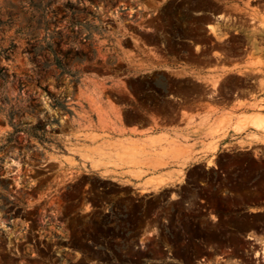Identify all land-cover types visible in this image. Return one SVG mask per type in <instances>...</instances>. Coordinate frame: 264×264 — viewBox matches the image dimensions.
<instances>
[{
	"label": "rangeland",
	"instance_id": "rangeland-1",
	"mask_svg": "<svg viewBox=\"0 0 264 264\" xmlns=\"http://www.w3.org/2000/svg\"><path fill=\"white\" fill-rule=\"evenodd\" d=\"M238 3L0 0V264H264V127L244 113L219 120L213 136L226 138L203 144L177 183L138 189L100 167L125 156L107 130L115 118L175 120L250 79L253 100L240 105L264 116L259 56L246 77L193 80L212 41L242 47L228 24L263 52L264 0Z\"/></svg>",
	"mask_w": 264,
	"mask_h": 264
},
{
	"label": "crops",
	"instance_id": "crops-1",
	"mask_svg": "<svg viewBox=\"0 0 264 264\" xmlns=\"http://www.w3.org/2000/svg\"><path fill=\"white\" fill-rule=\"evenodd\" d=\"M244 1L240 0L238 3L243 9H245ZM216 13L211 15L212 21L220 23ZM259 13L264 15L263 8L259 10ZM225 28L230 37L243 36L244 43L249 44V49L244 50L243 53H233L232 50L225 47L229 42L216 40L210 50V58L198 68L193 69L202 76L201 84L208 89L212 88L209 83L210 77L227 75L240 77L251 73L253 61L257 56L263 60L264 72V41L260 46L263 52H253L252 37L248 38V33L245 30H237L229 24ZM250 53L251 55H249ZM153 60L159 64H172L165 58ZM183 66L184 64L181 65V67ZM185 67V76H191V65L186 63ZM252 100L251 90H240L234 92L231 98L220 100L217 97V100L214 101H199L195 104L183 105L175 120L157 117L127 124L115 118L108 124L107 130L113 134L115 139L121 140V143L125 145L123 150L125 156L114 155L111 158L114 163H107L100 167L110 179L136 180L140 185L139 188L137 187L138 189L140 187L143 189L157 188L177 183L182 177V174H179L180 171L185 172L187 166L199 163L203 159V151H201L203 144L208 149V146L216 144L219 137L226 138L223 135L213 136V129L217 128L219 120L230 112L251 113L249 109H243L240 102H244L246 106V103H250ZM231 130L233 129L231 128ZM95 162L100 165L97 160ZM151 178L153 179L151 180ZM169 261L171 259L166 258L159 262L165 264ZM207 263L205 262V264ZM211 263H215V261Z\"/></svg>",
	"mask_w": 264,
	"mask_h": 264
},
{
	"label": "flooded vegetation",
	"instance_id": "flooded-vegetation-1",
	"mask_svg": "<svg viewBox=\"0 0 264 264\" xmlns=\"http://www.w3.org/2000/svg\"><path fill=\"white\" fill-rule=\"evenodd\" d=\"M216 3H217V5L221 8V9H230V4L231 3H233V1L232 0H214ZM240 1V0H239ZM218 10L217 11V13H216V16H217V18H219V19H221V17L223 16L224 17V19H226V13L225 12H223V10ZM214 13H212L211 15H213ZM216 40H214V41H212V44L214 45V42H215ZM201 48L202 49H204L205 48V45H201ZM246 49H249V44H246V43H242V47H240L239 49H238V53H243V51L244 50H246ZM210 52L206 55V56H203V58H204V60H207V59H209L210 58ZM204 62V61H203ZM186 63H188V62H186ZM185 63V64H186ZM190 64V63H189ZM191 65V64H190ZM183 77H189V76H183ZM241 77V76H240ZM244 77H246V76H244ZM193 79V78H192ZM193 80H195L197 83H201V80L200 79H193ZM249 84H248V86H245V87H242V88H240L239 90H236V91H234V92H238V91H240V90H244V91H250L251 90V84L253 83V80L252 79H250L249 80V82H248ZM206 89H208V88H206ZM234 92H232L231 93V95L234 93ZM211 94H215L214 92H211V93H209V94H207L206 96H212ZM227 95V94H226ZM217 97H221L220 95L219 96H217ZM262 254V253H261Z\"/></svg>",
	"mask_w": 264,
	"mask_h": 264
},
{
	"label": "bare ground",
	"instance_id": "bare-ground-1",
	"mask_svg": "<svg viewBox=\"0 0 264 264\" xmlns=\"http://www.w3.org/2000/svg\"><path fill=\"white\" fill-rule=\"evenodd\" d=\"M209 26H211V25H209ZM210 30H211V28H210ZM215 31V30H214ZM244 115V119L246 120L247 119V121L248 122H250L251 124H253L254 125V127H256V128H263L264 127V116H262V115H259V114H257V115H252L251 113H248V114H243ZM233 129L235 130V131H240L241 129H242V127H241V125H239L238 123H234V126H233ZM159 181V180H158ZM150 187H152V186H150ZM249 238H254L253 236H250ZM255 239V238H254ZM257 240V242H260L261 243V245H262V249H261V251H260V253H262V255H263V258H264V247H263V245H264V238L263 239H261V240H259L258 238L256 239ZM255 240V241H256ZM259 253V254H260ZM255 255H258V253L256 252L255 253Z\"/></svg>",
	"mask_w": 264,
	"mask_h": 264
},
{
	"label": "built area",
	"instance_id": "built-area-1",
	"mask_svg": "<svg viewBox=\"0 0 264 264\" xmlns=\"http://www.w3.org/2000/svg\"><path fill=\"white\" fill-rule=\"evenodd\" d=\"M196 264H205V260H198Z\"/></svg>",
	"mask_w": 264,
	"mask_h": 264
},
{
	"label": "trees",
	"instance_id": "trees-1",
	"mask_svg": "<svg viewBox=\"0 0 264 264\" xmlns=\"http://www.w3.org/2000/svg\"><path fill=\"white\" fill-rule=\"evenodd\" d=\"M4 68L2 67L1 70H3Z\"/></svg>",
	"mask_w": 264,
	"mask_h": 264
}]
</instances>
